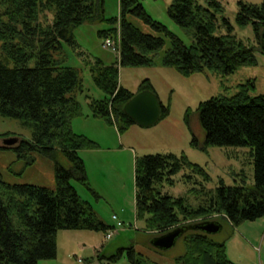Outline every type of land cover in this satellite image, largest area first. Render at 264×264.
Here are the masks:
<instances>
[{"label": "trees", "instance_id": "trees-1", "mask_svg": "<svg viewBox=\"0 0 264 264\" xmlns=\"http://www.w3.org/2000/svg\"><path fill=\"white\" fill-rule=\"evenodd\" d=\"M173 0L169 17L187 29L194 43L190 46L146 11L143 0H120L119 16L105 17V0H0V115L20 120L32 130V139L20 138L13 150L26 167L36 154L56 165L55 187L9 184L0 173V264H39L57 258V234L61 230L92 231L107 235L115 228L99 219L89 201L81 199L72 182L90 188L82 150H94L96 142L72 130L74 118L82 115L77 96L84 93L80 71L66 64L64 45L77 48L74 30L84 24L108 22L113 28L100 37L120 32L118 61L106 65L101 59L89 63L95 86L104 94L87 96L91 114L115 125L120 133L134 122L124 113V105L136 93L119 83L120 67H153L154 56L169 48L160 63L182 76L212 72L226 76L243 66L257 64L255 47L239 40L233 26L219 16L220 0ZM236 22L251 25L258 44L264 33V0L260 5L239 1ZM150 27L155 34L142 31L135 21ZM221 29L225 34L218 35ZM251 82L241 84L232 96L219 95L201 103L197 109L205 132V145L250 147L255 186H226L221 182L216 194L194 207L183 197L163 193L158 184L173 183L172 176L185 167L202 174L183 154H148L135 159V215L145 221V231L153 237L165 234L196 220L219 216L234 226L264 217V95L252 96ZM156 93L145 79L138 91ZM162 105V119L169 115ZM188 123V119L186 118ZM5 133L1 137L14 136ZM197 146L196 140H193ZM62 153L69 167H62ZM198 194H205L196 190ZM98 197V196H97ZM185 251L176 264H235L226 254V245L203 232H188ZM126 252L132 264H156L122 248L109 260L117 261Z\"/></svg>", "mask_w": 264, "mask_h": 264}, {"label": "rangeland", "instance_id": "rangeland-1", "mask_svg": "<svg viewBox=\"0 0 264 264\" xmlns=\"http://www.w3.org/2000/svg\"><path fill=\"white\" fill-rule=\"evenodd\" d=\"M120 0H105V17L119 16ZM173 0H143V5L156 21L166 25L185 45L194 43L191 33L178 26L168 15V7ZM205 5L203 0H199ZM240 0H220L224 12L219 22L227 19L233 26V34L246 44L255 47L257 64L243 66L226 76L212 72L182 76L174 68L160 65L165 51L169 48L167 40L164 50L154 56L153 67H120L119 83L122 87L137 93L141 83L149 79L161 103L169 107V115L156 125L144 128L130 126L120 133L115 125L91 114L87 96L100 99L104 94L91 77L89 63L101 59L107 65L118 61L117 55L103 49L104 37L99 32L113 28L108 22L84 24L74 30L77 48L64 45L66 64L80 71L84 82V93L77 96L82 105V115L72 121V130L96 142L94 150H82L90 188L72 182L81 199L89 201L99 219L114 227L109 233L113 237L106 241V235L92 231L61 230L57 234L58 255L53 260H43L39 264H132L126 252L117 261L109 260L119 249L134 248L137 254L156 264H176L175 259L185 251L183 238L178 239L170 250L162 251L151 244L153 236L147 233L145 221L137 220L135 215V159L148 154L172 153L185 155L188 161L202 169L196 173L185 167L172 176L173 183L164 181L157 185L163 193L172 197H183L196 207L216 194L221 182L226 186H243L251 190L255 186L254 164L250 147H217L205 145V132L199 121V105L211 97L232 96L241 84L251 82V95H264V53L258 44L251 25L241 27L236 22ZM260 5L263 0H241ZM135 23L145 33L155 32L140 21ZM221 29L218 35L225 34ZM188 119V123L186 121ZM13 132L26 140L32 139V130L20 120L0 115V135ZM2 137L0 136V139ZM10 138V137H7ZM16 138V137H14ZM123 138V139H121ZM6 139V138H5ZM196 140L197 146L193 143ZM130 151V152H127ZM87 154V155H86ZM91 156V157H89ZM33 165L26 167L17 160L14 152H0V173L9 184H32L40 187H55L56 165L45 157L36 154ZM59 164L69 167L67 158L57 154ZM202 190L205 194H198ZM98 196V197H97ZM213 216L207 220H218ZM202 219L195 222H201ZM224 230L209 235L213 240L226 245L228 259L235 264H264V217L256 221L243 222L238 226L223 220ZM190 224V223H189ZM232 228H235V232ZM240 228V229H238ZM245 228H251L257 241L243 238ZM248 237V236H246ZM245 240V241H244Z\"/></svg>", "mask_w": 264, "mask_h": 264}, {"label": "water", "instance_id": "water-1", "mask_svg": "<svg viewBox=\"0 0 264 264\" xmlns=\"http://www.w3.org/2000/svg\"><path fill=\"white\" fill-rule=\"evenodd\" d=\"M261 50L264 53V33L261 37ZM162 103L159 96L150 90L136 93L123 107L124 113L140 127L149 128L156 125L162 118ZM18 138H7L6 146H14ZM223 225L218 220H203L179 226L165 234L153 237V247L166 251L173 248L178 239L183 238L188 232H203L207 235L218 234L222 231Z\"/></svg>", "mask_w": 264, "mask_h": 264}, {"label": "built area", "instance_id": "built-area-1", "mask_svg": "<svg viewBox=\"0 0 264 264\" xmlns=\"http://www.w3.org/2000/svg\"><path fill=\"white\" fill-rule=\"evenodd\" d=\"M120 40H121L120 32L118 31V33L113 37L111 36L105 37L102 47L103 49L114 53L118 57L120 55ZM112 237H113V233H108L105 239L106 241H108Z\"/></svg>", "mask_w": 264, "mask_h": 264}, {"label": "crops", "instance_id": "crops-1", "mask_svg": "<svg viewBox=\"0 0 264 264\" xmlns=\"http://www.w3.org/2000/svg\"><path fill=\"white\" fill-rule=\"evenodd\" d=\"M105 63V62H104ZM106 64V63H105ZM107 65V64H106ZM8 133V132H7ZM9 133H13V132H9ZM13 134H15L14 136H11V137H16V138H18V140L20 139V138H23V137H21V135H18V134H16V133H13ZM10 137V138H11ZM6 137H2L1 139H0V152H2V153H6V152H14L13 150H10V149H6V145H5V140L7 139H5ZM121 139H123V138H121ZM81 152V151H80ZM80 152H79V155L81 156V158L86 162V159H85V157H83L81 154H80ZM127 152H130V151H127ZM87 155V154H86ZM89 157H91V156H89ZM87 166V165H86ZM226 222H228V221H226ZM229 223V222H228ZM222 225H223V222H222ZM233 230H234V232H235V228H232ZM238 229H240V228H238ZM224 230V226H223V229H222V231ZM221 231V232H222ZM243 238H249V239H251V240H255V241H257V237L252 233V231H251V228H245V231H243ZM246 236H248V237H246ZM246 240H248V239H246ZM245 241V240H244Z\"/></svg>", "mask_w": 264, "mask_h": 264}]
</instances>
